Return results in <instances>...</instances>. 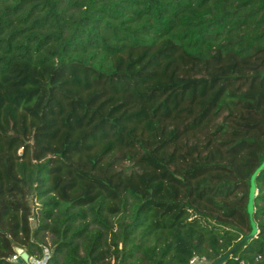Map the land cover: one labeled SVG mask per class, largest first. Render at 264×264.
<instances>
[{
  "label": "trees",
  "instance_id": "1",
  "mask_svg": "<svg viewBox=\"0 0 264 264\" xmlns=\"http://www.w3.org/2000/svg\"><path fill=\"white\" fill-rule=\"evenodd\" d=\"M263 162L264 0H0V264H264Z\"/></svg>",
  "mask_w": 264,
  "mask_h": 264
},
{
  "label": "water",
  "instance_id": "2",
  "mask_svg": "<svg viewBox=\"0 0 264 264\" xmlns=\"http://www.w3.org/2000/svg\"><path fill=\"white\" fill-rule=\"evenodd\" d=\"M264 170V162L262 163V165L254 172L252 178H251V187H250V192H249V198H248V205H247V212L250 218V222H251V227H252V231L251 233L246 236L241 243H245V242H249L251 241L253 238H255L258 234V229H257V225L254 221V213H255V199L257 197L258 191H257V186H256V178L257 176ZM16 253L19 254L23 261L25 263H29V262H33L31 259H29V256L27 253H25L22 249H16ZM231 257V252H229L228 254H226L224 257H222L221 259L218 260V262L216 264H223L226 260H228Z\"/></svg>",
  "mask_w": 264,
  "mask_h": 264
},
{
  "label": "rangeland",
  "instance_id": "3",
  "mask_svg": "<svg viewBox=\"0 0 264 264\" xmlns=\"http://www.w3.org/2000/svg\"><path fill=\"white\" fill-rule=\"evenodd\" d=\"M30 202V204H31V206H32V208H35V206H38V203H36V201H29ZM35 211V210H34ZM35 213V212H34ZM30 222H31V228H32V230H34L35 229V227L37 226L36 224H37V221H35V220H33V218H31L30 219ZM45 243H46V245H47V248L45 249V254H46V257H47V259H48V252H49V250L51 249L50 247H51V245H52V241H51V236L49 235V234H45ZM11 261L12 262H14V263H20V261H22L23 263H25L22 259H21V257H18L17 259H15V258H12L11 259ZM32 261L33 262H29V264H44L45 263V261H42V262H38V261H36L35 259H32ZM36 261V262H35ZM26 264V263H25ZM111 264H114V261H111ZM209 264V263H208Z\"/></svg>",
  "mask_w": 264,
  "mask_h": 264
},
{
  "label": "built area",
  "instance_id": "4",
  "mask_svg": "<svg viewBox=\"0 0 264 264\" xmlns=\"http://www.w3.org/2000/svg\"><path fill=\"white\" fill-rule=\"evenodd\" d=\"M18 257H21L19 254H17L16 256H14L13 258L17 259ZM22 259V257H21ZM23 260V259H22ZM202 261L201 260H198L197 258H194L190 264H202L201 263Z\"/></svg>",
  "mask_w": 264,
  "mask_h": 264
}]
</instances>
